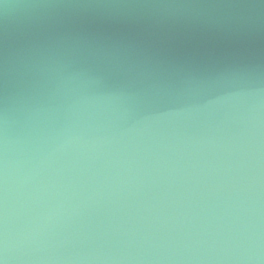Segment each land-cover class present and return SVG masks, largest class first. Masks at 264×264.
<instances>
[{"label": "water", "instance_id": "water-1", "mask_svg": "<svg viewBox=\"0 0 264 264\" xmlns=\"http://www.w3.org/2000/svg\"><path fill=\"white\" fill-rule=\"evenodd\" d=\"M0 264H264V0H0Z\"/></svg>", "mask_w": 264, "mask_h": 264}]
</instances>
